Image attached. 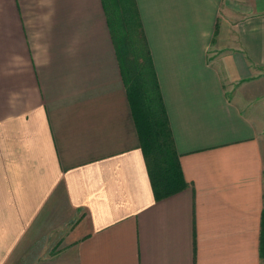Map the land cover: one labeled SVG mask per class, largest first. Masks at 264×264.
Listing matches in <instances>:
<instances>
[{
  "label": "crops",
  "instance_id": "crops-1",
  "mask_svg": "<svg viewBox=\"0 0 264 264\" xmlns=\"http://www.w3.org/2000/svg\"><path fill=\"white\" fill-rule=\"evenodd\" d=\"M187 187L157 201L102 0H0V264H263L264 0H136Z\"/></svg>",
  "mask_w": 264,
  "mask_h": 264
},
{
  "label": "trees",
  "instance_id": "trees-1",
  "mask_svg": "<svg viewBox=\"0 0 264 264\" xmlns=\"http://www.w3.org/2000/svg\"><path fill=\"white\" fill-rule=\"evenodd\" d=\"M157 201L187 187L136 0H102ZM261 258L264 264V212Z\"/></svg>",
  "mask_w": 264,
  "mask_h": 264
}]
</instances>
